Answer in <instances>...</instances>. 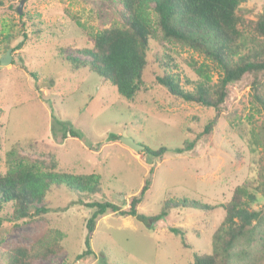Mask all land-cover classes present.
Listing matches in <instances>:
<instances>
[{
	"label": "rangeland",
	"instance_id": "1",
	"mask_svg": "<svg viewBox=\"0 0 264 264\" xmlns=\"http://www.w3.org/2000/svg\"><path fill=\"white\" fill-rule=\"evenodd\" d=\"M21 1L0 0V55L11 49L12 56L0 68V173L21 155L53 159L59 171L100 175L102 193L83 200L62 185L48 195V214L4 222L0 264H7L9 249L18 246L36 255L32 264H189L195 252H210L224 210L174 208L153 222L113 214L99 218L90 242L94 255L76 260L86 250V222L94 212L86 203L106 199L128 207L152 168L151 188L139 206L146 217L158 215L168 200L217 206L227 203L237 186L264 182V110L251 99L252 77L229 87L212 136L178 153L215 110L183 102L160 86L156 77L165 69L158 57L167 62L172 56L186 90H193L189 81L197 80L191 65L209 69L217 82L219 72L208 60L152 40L146 87L127 100L96 73L75 70L61 57L62 50L78 56L75 52L91 45L97 32L118 22L116 0H23L19 14ZM240 9L257 20L264 15V0H250ZM122 138L168 151L159 160L128 148ZM174 229L184 234V243ZM53 240L55 252L44 257L40 243Z\"/></svg>",
	"mask_w": 264,
	"mask_h": 264
},
{
	"label": "trees",
	"instance_id": "2",
	"mask_svg": "<svg viewBox=\"0 0 264 264\" xmlns=\"http://www.w3.org/2000/svg\"><path fill=\"white\" fill-rule=\"evenodd\" d=\"M249 1L116 0L118 22L97 32L91 45L75 52L78 56L67 55L62 50V62L69 63L75 70L86 68L96 73L103 84L114 87L123 98L133 100L146 87L144 71L152 40L202 55L219 72V78L213 82L209 69L191 65L197 76V80L189 81L190 85H194L193 90H186L181 76L174 72L177 66L172 65V56H166L169 59L167 62L158 57L165 69L163 76L156 77L160 86L183 102L215 110V116L195 139L191 142L186 140L184 148L176 150L182 153L212 136L231 85L252 77L251 99L264 110V15L257 20L247 19L240 6ZM23 45L24 42H21L16 49L20 50ZM187 129L191 131V128ZM68 131L76 136L73 131L65 129L66 133ZM167 151L166 147L154 151L144 146L145 154L159 160ZM153 172L154 168L150 170L139 194L128 199L126 208L106 199L86 203L94 212L86 222V250L76 257L77 261L94 255L90 242L97 221L108 214L153 222L174 208L201 212L221 208L225 214L221 225L213 232L211 251L195 252L189 264H234L235 261L264 264V182L237 186L230 200L217 206L188 199L168 200L163 203L158 215L146 217L139 213V206L151 188ZM62 185L83 200L102 193L101 177L96 173L63 172L58 170V163L53 159L16 157L9 169L0 173V227L4 222L19 223L48 214V195ZM172 231L180 234L184 243L181 230ZM54 242L51 245L40 243L46 248L44 257L55 252ZM2 244L0 238V246ZM9 251L7 264H32L36 256L24 246L10 248Z\"/></svg>",
	"mask_w": 264,
	"mask_h": 264
},
{
	"label": "water",
	"instance_id": "3",
	"mask_svg": "<svg viewBox=\"0 0 264 264\" xmlns=\"http://www.w3.org/2000/svg\"><path fill=\"white\" fill-rule=\"evenodd\" d=\"M22 4H23V0L21 1L20 6L18 8L19 14H22V10H21ZM11 61H12L11 49H8L5 55H0V68L9 65L11 63ZM121 142L125 146H127L128 148H130L136 152L144 150L143 145L135 143L132 139L122 138Z\"/></svg>",
	"mask_w": 264,
	"mask_h": 264
}]
</instances>
